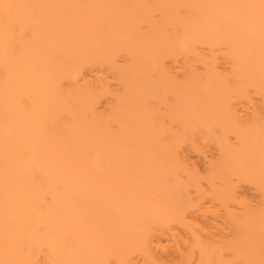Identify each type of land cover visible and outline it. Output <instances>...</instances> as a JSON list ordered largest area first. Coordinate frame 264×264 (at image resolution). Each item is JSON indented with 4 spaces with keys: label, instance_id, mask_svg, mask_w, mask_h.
<instances>
[{
    "label": "bare ground",
    "instance_id": "1",
    "mask_svg": "<svg viewBox=\"0 0 264 264\" xmlns=\"http://www.w3.org/2000/svg\"><path fill=\"white\" fill-rule=\"evenodd\" d=\"M248 179L264 0H0V264H264Z\"/></svg>",
    "mask_w": 264,
    "mask_h": 264
},
{
    "label": "rangeland",
    "instance_id": "2",
    "mask_svg": "<svg viewBox=\"0 0 264 264\" xmlns=\"http://www.w3.org/2000/svg\"><path fill=\"white\" fill-rule=\"evenodd\" d=\"M208 148V150L210 149L209 147H206ZM212 150V149H211ZM209 150L210 153L208 154H214V150L211 151ZM198 155L197 154H194V153H190L188 154V157L190 158V160L192 162L195 163V166H197V168L201 169L203 168V160L201 159V157H197ZM237 192L238 194H240V198L241 199H244L245 203H246V206L244 208H248V209H257V210H260L262 209V206L264 205V198H263V193H261L260 191V188L257 187V184L252 182L251 180H246V181H242L238 184V187H237ZM229 210L231 212H235L237 214L241 213L242 209L240 207V205L238 204H235V203H230L229 204ZM239 218H243V211H242V214L239 216ZM228 234L229 236L233 234L232 232V227H231V223L228 224ZM231 237V236H230ZM169 250V249H168ZM169 254L165 253L166 255H168V258L169 257H172L171 256V252L168 251ZM170 255V256H169ZM173 255V254H172ZM232 264H241L240 262H231Z\"/></svg>",
    "mask_w": 264,
    "mask_h": 264
}]
</instances>
